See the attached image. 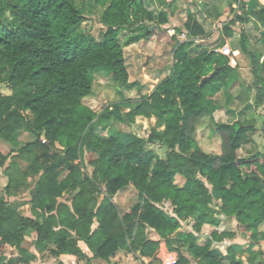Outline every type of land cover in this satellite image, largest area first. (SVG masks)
Returning a JSON list of instances; mask_svg holds the SVG:
<instances>
[{"label": "trees", "instance_id": "obj_1", "mask_svg": "<svg viewBox=\"0 0 264 264\" xmlns=\"http://www.w3.org/2000/svg\"><path fill=\"white\" fill-rule=\"evenodd\" d=\"M145 1L97 0L104 10L96 38L78 32L87 18L78 0H0V167L7 178L0 196L2 262L7 248L17 251L8 264L36 260L25 247L28 232L34 233L37 248L55 258L87 260L79 247L84 242L97 259L109 260L125 250L152 261L160 247L147 234L152 229L177 253L175 264H245L234 246L222 259L198 243L202 228L209 223L219 227L222 217L234 219L236 232L253 242L264 240V154H238L257 125L246 119L216 122L211 102L213 94L235 86L237 72L228 57L214 50L195 51L196 40L207 36L195 18H188V39L181 41L182 29L174 35L162 29L168 22L164 10L156 15ZM227 2L233 17L224 25L218 46L233 37L236 22L246 26L255 21L264 48V5L259 0ZM241 34L240 51L251 59L255 78L256 100L247 109L257 111L264 105V78L259 56L247 49L245 32ZM141 41L173 49L167 77L137 104L122 98L101 111L86 105L97 72L109 75L122 97L132 84L124 50ZM211 75V82L202 85ZM2 86L11 94L5 95ZM125 105L133 109L123 114ZM115 117L122 124L154 118L156 129L162 130H153L148 141L132 132L107 136ZM204 117L222 137L219 155L198 146L197 126ZM22 133L33 139L19 147ZM158 141L170 142L166 159L147 147V142ZM57 143L60 151H54ZM5 144L12 147L7 154L1 148ZM30 179L35 180L29 201L33 217L22 215L7 200L28 188ZM129 187L137 191L138 202L121 216L113 198ZM165 203L173 207L172 214L161 208ZM194 216V231L180 232ZM236 232L216 230L212 242L233 240ZM249 260L247 264H264V251L258 249Z\"/></svg>", "mask_w": 264, "mask_h": 264}, {"label": "rangeland", "instance_id": "obj_2", "mask_svg": "<svg viewBox=\"0 0 264 264\" xmlns=\"http://www.w3.org/2000/svg\"><path fill=\"white\" fill-rule=\"evenodd\" d=\"M238 2H242L244 0H236ZM261 4L264 5L263 0ZM79 7L83 8L86 15V21L83 25L78 29L79 33L92 34L96 38H99L100 32L103 29V26L100 23L101 14L104 10V6L97 2V0H78ZM222 11V19L220 21H225V24L233 17L229 14L228 2L225 0V7L220 8ZM218 11H211V16L213 20L207 21V30L209 34V41L211 44H205L206 51H213V46L217 45L224 38V27L218 28L216 24L218 23ZM215 19V20H214ZM233 30V37L228 39L229 46L232 50V55L229 58L230 64L235 68L238 76V82L235 83V86L227 92L225 88L216 92L211 96L212 106L214 108V119L216 122L227 124L233 123L236 120H251L253 123L257 125V131L255 133L250 132V135H254L255 144L253 146L252 154H256L255 150H259L261 154H264V126H263V115L264 108L261 107L257 111L248 110L247 106L250 105V102L254 103L256 100V92L252 88L254 83V76L251 72L252 69V61L249 57L243 55L240 51V38L242 31L245 32L247 41L246 47L252 52L256 53L259 56L260 60V75L264 78V48L261 45L259 38L261 35V27L255 22L252 21L250 24L243 26L242 23L236 22L234 26L231 27ZM185 39H188V33L185 34ZM207 40V39H205ZM207 46V47H206ZM212 46V47H211ZM125 57H126V65L130 75L131 86L126 88L123 91L122 97L117 92L114 87L113 80L111 77L104 72H97L94 75V93L91 97L86 99L84 102L86 105L93 107L96 111H101L104 106H107L113 102L120 101L122 98L132 101L134 103H138L142 100L143 96L151 94L155 87L161 82V79L166 75V67L169 65L171 68L168 72H170L173 68L174 60H173V49L167 45L159 44L157 42L148 43L145 41H141L140 43L129 46L125 48ZM167 72V73H168ZM243 86V87H242ZM2 92L5 95H10L11 91L6 87L2 86ZM133 109L130 105H125L121 108L123 114H126L128 111ZM156 119H146L144 117H138L134 123L122 124L118 121L117 117H115L109 127L107 136L116 134L118 132H132L136 134L138 137L144 138L148 141V137L150 136L153 130L161 131L162 129H156ZM33 137L30 134L22 133L18 137L19 147L26 145L30 142ZM196 139L198 142V146L206 153L211 155H219L222 151V137L220 134L211 127V120L208 117H204L199 120L197 126ZM41 142L44 144L46 142L45 138H41ZM169 141H158L155 143L147 142V147L152 149L161 159H166L167 155L171 152L169 147ZM249 146V145H248ZM3 152L7 154L12 149L11 145L5 144L1 146ZM61 145L57 143L55 145L54 151H60ZM17 151V150H15ZM240 156H244L245 148L240 150ZM85 165L88 171L91 173V166L88 165L87 161H85ZM24 168L27 167V164L21 163ZM177 183L182 185L183 179L177 177ZM35 184V180H29V186L25 190H23L17 197L7 198V200L14 206L19 207V212L24 216L32 215L31 206L29 201L31 199L30 192ZM7 185V178L4 175L3 169L0 167V196L4 195V189ZM134 188L129 187L120 193H118L114 198V202L116 203L121 216L126 213H129L133 206L138 202V196L134 195ZM218 202L216 200L215 205H213V211H217ZM161 208L168 212L169 214L173 213V207L170 203H165L161 205ZM217 213V212H216ZM192 217L190 220L184 222L182 224L183 231H194V218ZM216 218V217H213ZM218 219V218H216ZM220 225L227 231L236 232L237 228L234 226L231 219L220 220ZM219 231V227H214L212 223L205 225L202 228L200 234H198L200 245H207L210 249L215 250L217 256L222 259H226L228 255V249L231 246L228 244L222 243H213L211 234L216 231ZM152 229L147 231L149 238L153 236ZM32 232H28L26 234V242L25 247L29 249L30 254H34L36 252L41 258L47 257L49 252L43 250L40 247H36L35 245V235L31 234ZM237 236H242L240 245L243 248L242 252H247L254 247L262 248L261 242H253L247 235H241L236 232ZM236 236V237H237ZM227 242V241H226ZM229 242V241H228ZM232 243V242H231ZM167 245V244H166ZM231 245V244H230ZM233 246V245H232ZM167 248V251L158 250L157 256L152 261L144 262L141 259H138V253L135 255L132 253V257L125 264H161L162 258L166 259L169 256H174L177 259V253L172 252ZM160 249V248H159ZM176 249V248H174ZM186 256L189 257L187 252L182 249L181 250ZM17 255V251L12 250L11 248H7L5 255L3 257L6 258L5 262L0 260V264H8L7 261L13 256ZM237 255V253H236ZM247 255H242V260H247ZM190 258V257H189ZM47 259H50L48 257ZM50 261V260H49ZM100 264H105V261H98ZM250 262L249 258L246 261ZM50 263V262H48ZM112 262H110L111 264ZM121 260L116 262L115 264H121ZM54 264V263H51ZM56 264H58L56 262ZM192 264H197L195 260H192Z\"/></svg>", "mask_w": 264, "mask_h": 264}, {"label": "crops", "instance_id": "obj_3", "mask_svg": "<svg viewBox=\"0 0 264 264\" xmlns=\"http://www.w3.org/2000/svg\"><path fill=\"white\" fill-rule=\"evenodd\" d=\"M244 1H248V0H244ZM261 1L262 0H259L260 4H261ZM263 2H264V0H263ZM145 5L150 11H152L156 15H158L160 13L161 9L164 10L165 14L168 17V22H167V24L162 26V29L167 30L172 35L175 34L173 32L175 29L180 28L183 31L182 36L183 35L185 36L187 31L185 30L184 26H185L188 18L189 17L195 18L200 23V25L203 27V29L205 30V32L207 34L206 37H202V38L199 37L196 40L197 44L194 48H195V51L199 52V51H204L206 49L205 44H211V42H213V41H209V38H208L209 34H208V30H207V27H208L207 21L213 20L211 14H210L211 11H215V10L218 11L219 10L218 13L222 14L223 10H221L220 8L225 7V0H146ZM222 18L223 17L221 16V17H218V19H217L218 23L216 24V26L218 28H220V25H222L223 27L225 25V21H220ZM205 20H207V21H205ZM182 36L179 38L181 41L185 40V39H183ZM205 39H207V40H205ZM148 43H152V42H148ZM219 43L215 46H218ZM226 44L229 45V42L227 40H226ZM134 45H136V44H134ZM131 46H133V45H131ZM125 59H126V57H125ZM168 73L166 72V75L161 79V81L167 77ZM252 102H250V103L253 104ZM263 108H264V105H263ZM224 123L227 124V122H224ZM253 136L254 135H249V141L240 148V150L245 148V153H244V156L242 157V156H240L241 151L239 150L238 151L239 157L248 158V157L253 155L252 154V150H253L252 145L255 144V139ZM255 151H256V153H261L258 149ZM134 192H135L134 195L136 196L137 191H134ZM222 219L225 220L226 218L222 217ZM231 220H232L234 226L237 228V222L234 219H231ZM97 227H98V224L95 223L94 228L96 229ZM216 230H218V228ZM219 231L223 232V231H227V230H225L223 228V226L220 225ZM31 234H34V233L32 232ZM241 235H245V234H241ZM150 239L153 241L160 242V247H159L160 249H158V250H161V251L166 250L167 251L166 242L164 240H162L156 232H153V236ZM241 240H242V236L238 235L233 240H226L227 242L225 241L222 244H225V245L228 244V246L233 245L235 250H236V253H237V259L241 260V261H243L242 260L243 254H246L248 256L247 257V260H248V258L249 259L251 258L252 253L258 251V249H262L264 251V240H261L262 241L261 242L262 248L254 247L253 249L243 253L242 252L243 248L240 247V245H242ZM34 241H35V238H34ZM79 247L86 254L87 260H78L74 256H67V255L61 256L59 258H55V257H52L51 255H48L47 257L41 258L36 252H34L36 260L34 262H32L31 264H51V263L56 264V262L58 264H100L98 261H100L102 259L94 258L93 253H91V251L89 250V248L87 247V245L84 242H80ZM157 253H158V251H157ZM131 254L132 253H129L125 250H119L109 260H102V262L105 261V264H110V262H112L111 264H115L116 262H119L121 260V262H122L121 264H125L132 257ZM138 256H139V252H138ZM48 257H50V259H47ZM88 259H89V262H88ZM138 259H141L144 262H148L151 260L149 258H138ZM162 260H163V258H162ZM246 261L244 260L243 262L245 264H247ZM48 262H50V263H48ZM101 264H103V263H101Z\"/></svg>", "mask_w": 264, "mask_h": 264}, {"label": "built area", "instance_id": "obj_4", "mask_svg": "<svg viewBox=\"0 0 264 264\" xmlns=\"http://www.w3.org/2000/svg\"><path fill=\"white\" fill-rule=\"evenodd\" d=\"M220 28H223V26L220 25ZM182 37H183V39H185L184 35ZM213 50L216 53L221 54L223 56H226L228 58H230L231 55H232V50H231L230 46L227 45V44H225L224 46H214ZM175 263H176L175 257L174 256H169L168 258L163 259L161 264H175Z\"/></svg>", "mask_w": 264, "mask_h": 264}, {"label": "water", "instance_id": "obj_5", "mask_svg": "<svg viewBox=\"0 0 264 264\" xmlns=\"http://www.w3.org/2000/svg\"><path fill=\"white\" fill-rule=\"evenodd\" d=\"M170 68H171V67L168 65V66L166 67L165 71L168 72ZM212 77H213V75L204 78L203 81H202V85L211 82Z\"/></svg>", "mask_w": 264, "mask_h": 264}]
</instances>
